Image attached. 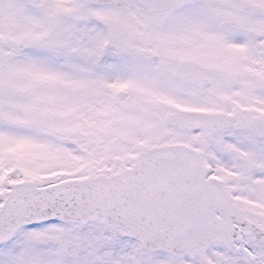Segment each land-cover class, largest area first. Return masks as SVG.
Here are the masks:
<instances>
[{
  "label": "snow or ice",
  "instance_id": "1",
  "mask_svg": "<svg viewBox=\"0 0 264 264\" xmlns=\"http://www.w3.org/2000/svg\"><path fill=\"white\" fill-rule=\"evenodd\" d=\"M0 264H264V0H0Z\"/></svg>",
  "mask_w": 264,
  "mask_h": 264
}]
</instances>
